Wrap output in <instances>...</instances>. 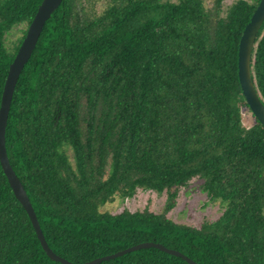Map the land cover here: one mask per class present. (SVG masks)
Here are the masks:
<instances>
[{"label": "trees", "instance_id": "16d2710c", "mask_svg": "<svg viewBox=\"0 0 264 264\" xmlns=\"http://www.w3.org/2000/svg\"><path fill=\"white\" fill-rule=\"evenodd\" d=\"M41 1L0 0V101ZM94 1L61 0L51 12L5 127L8 161L48 247L73 263L148 241L198 264H264V126L238 78L240 36L259 0L226 9L224 0H109L100 13ZM250 67L264 104V21ZM193 178L223 207L198 226L165 215ZM137 188L166 192L164 211H100ZM0 264H63L41 246L1 164ZM98 264L188 263L146 247Z\"/></svg>", "mask_w": 264, "mask_h": 264}, {"label": "water", "instance_id": "95a60500", "mask_svg": "<svg viewBox=\"0 0 264 264\" xmlns=\"http://www.w3.org/2000/svg\"><path fill=\"white\" fill-rule=\"evenodd\" d=\"M61 0H42L39 4L37 11L29 23L25 36L12 60L9 64V69L5 78L1 101H0V164L2 169L8 179L9 185L13 190V193L17 200L24 207L25 211L28 214V217L31 220L32 226L35 229L36 236L39 239L41 246L45 250L46 254L53 260L59 261L63 264H98L101 261L114 258L116 256L123 255L127 252L135 251L140 248L146 247H156L162 251H165L169 254L179 256L184 259L188 264H198L194 260L190 259L181 252L167 248L162 244L153 243V242H140L133 246L127 247L125 249L119 250L113 254L102 256L100 258H95L90 261L82 263H73L70 262L58 255H56L47 245L42 230L40 228L38 219L33 210V207L29 201V198L26 194V191L12 169L5 148V127L7 124L8 112L10 109V103L17 82L18 76L31 56L33 49L36 45L40 32L42 30L44 22L49 18L51 12L56 9ZM264 21V0H259L254 12L252 13L250 20L245 25L242 34L240 36L238 44V78L242 94L245 97V100L252 112V114L261 122L264 126V104L260 100L254 83L251 77V56L252 50L255 44V38L257 32Z\"/></svg>", "mask_w": 264, "mask_h": 264}, {"label": "rangeland", "instance_id": "374dc122", "mask_svg": "<svg viewBox=\"0 0 264 264\" xmlns=\"http://www.w3.org/2000/svg\"><path fill=\"white\" fill-rule=\"evenodd\" d=\"M109 0H95V12L100 13ZM176 2L178 0H169ZM233 0H224L223 9H226ZM211 5V0L206 1ZM22 25H17L6 34L8 48L21 35ZM252 114L245 110L242 113V122L245 126L253 124ZM166 192H155L148 189L137 188L131 197L115 196L113 201L101 206L100 211L119 213L123 210L136 211L147 209L155 213H162L166 205ZM223 211L222 205L217 201H209L207 195L201 190V180L193 178L186 186L178 189V195L173 208L165 213L166 217L182 224L198 226L204 221L215 220Z\"/></svg>", "mask_w": 264, "mask_h": 264}]
</instances>
